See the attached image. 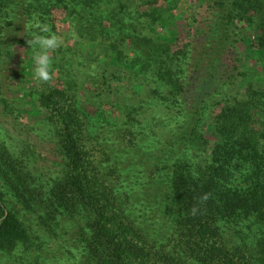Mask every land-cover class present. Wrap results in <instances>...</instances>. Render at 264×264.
Listing matches in <instances>:
<instances>
[{"label": "trees", "instance_id": "obj_1", "mask_svg": "<svg viewBox=\"0 0 264 264\" xmlns=\"http://www.w3.org/2000/svg\"><path fill=\"white\" fill-rule=\"evenodd\" d=\"M17 1L0 0V20ZM44 1L71 6L89 54L100 50L167 111L160 123L148 122L140 107L116 100V124L102 123L123 142L115 146L112 136L92 132L66 91L42 94L53 111L60 174L44 184L5 168L0 179L49 233L57 236L66 224L76 229L78 254L70 250L67 264H264V89L250 80L232 96L224 81L200 107L184 101L197 77L216 79L232 35L264 62V0H202L212 20L190 43L170 32L182 0H42L24 6V15L44 12ZM114 148L129 157L113 162ZM6 202L0 192V253L43 264V246Z\"/></svg>", "mask_w": 264, "mask_h": 264}, {"label": "rangeland", "instance_id": "obj_2", "mask_svg": "<svg viewBox=\"0 0 264 264\" xmlns=\"http://www.w3.org/2000/svg\"><path fill=\"white\" fill-rule=\"evenodd\" d=\"M20 1L22 0L11 3L0 20V169L11 168L20 176L37 178L44 184L53 175L60 174L62 166L58 165L62 158L58 138L54 136V131L52 133V107L45 108V100L41 99L43 93H49L55 88L66 91L71 98L70 104L77 102V109L89 116V127L94 134L97 132L112 136L115 146H120L123 142L118 140L116 131L108 132L102 127V123L107 124L104 122L107 120L111 126L116 124V118L120 115L116 112V100L129 109L140 107L148 122H153L151 119H154L160 123L164 119L167 111L163 105H157L156 101H161L153 98L148 86L140 84L124 69L101 59L100 50L89 54V39L81 29L83 23L80 16L70 12L71 6L66 10L61 5L51 6L44 1L47 9L35 12L34 18L29 19L24 15V6L28 7L30 2H34L38 7L42 0H23L24 4ZM158 2L160 5L165 4L162 0ZM173 10L177 22L172 25L171 33L178 30L186 43L203 37L212 15L202 0L178 1ZM45 28L49 30L48 33L44 32ZM157 31L161 35L166 34L161 27ZM49 33L61 37L62 42L59 48L49 53L53 69L51 80L41 82L34 77L33 71L32 57L36 49L30 47L27 41L37 35ZM236 40L238 39L232 35L230 41L233 46L215 80L209 82L205 78L195 79L184 96L189 107L203 105L224 81L230 83L227 91L232 96L242 94L245 84L250 80L254 82L253 85L258 82L256 85L264 89L263 58L254 56L252 51L247 52ZM241 64H244L243 68L239 67ZM232 73L233 77L230 78ZM243 73L248 74L246 79ZM258 76L261 81H257ZM213 115V112H207V118L210 119ZM117 150L118 148H114L113 162L117 157L120 161L129 157ZM133 163L134 165L127 166L129 170L134 167L131 172L136 170L138 164L136 161ZM0 192L5 196L7 207L17 212L33 238L43 246V264H67L69 256L73 259V255L69 254L70 250L78 254L75 250L79 243L76 240V229L71 224H66L67 227L54 236L34 215L24 210L9 186L1 179ZM67 230L68 233H65ZM0 264L24 263L16 251H10L0 253Z\"/></svg>", "mask_w": 264, "mask_h": 264}, {"label": "clouds", "instance_id": "obj_3", "mask_svg": "<svg viewBox=\"0 0 264 264\" xmlns=\"http://www.w3.org/2000/svg\"><path fill=\"white\" fill-rule=\"evenodd\" d=\"M44 32L48 33L49 30L47 28L44 29ZM62 42L61 37L49 33L47 35H37L27 43L30 47L36 49L33 54V62H34V77L41 82H47L52 78V58L49 55L50 52L55 51L60 47ZM203 199H207V196H204ZM192 214L195 215L198 212L197 207L192 208Z\"/></svg>", "mask_w": 264, "mask_h": 264}]
</instances>
